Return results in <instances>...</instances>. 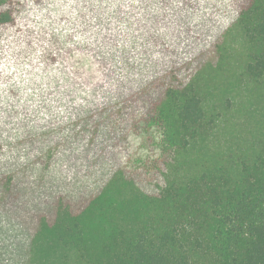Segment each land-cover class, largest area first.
<instances>
[{"label":"trees","instance_id":"16d2710c","mask_svg":"<svg viewBox=\"0 0 264 264\" xmlns=\"http://www.w3.org/2000/svg\"><path fill=\"white\" fill-rule=\"evenodd\" d=\"M77 5L0 0V221L40 264H264V0Z\"/></svg>","mask_w":264,"mask_h":264},{"label":"rangeland","instance_id":"374dc122","mask_svg":"<svg viewBox=\"0 0 264 264\" xmlns=\"http://www.w3.org/2000/svg\"><path fill=\"white\" fill-rule=\"evenodd\" d=\"M53 3L54 14L72 20L78 19L80 7L78 0H50ZM4 152L0 149V159ZM14 222L8 224L0 221V245H4L7 257H10L13 264H40V260H35L31 253L30 243L23 236V232ZM2 252V251H1ZM38 261V262H37Z\"/></svg>","mask_w":264,"mask_h":264}]
</instances>
